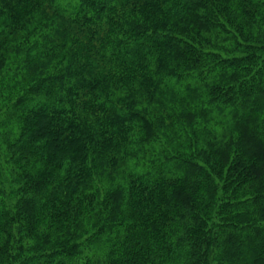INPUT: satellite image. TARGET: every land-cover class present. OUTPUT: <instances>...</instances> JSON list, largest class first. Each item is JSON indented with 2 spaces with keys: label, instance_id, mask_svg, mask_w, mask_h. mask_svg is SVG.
<instances>
[{
  "label": "trees",
  "instance_id": "1",
  "mask_svg": "<svg viewBox=\"0 0 264 264\" xmlns=\"http://www.w3.org/2000/svg\"><path fill=\"white\" fill-rule=\"evenodd\" d=\"M0 264H264V0H0Z\"/></svg>",
  "mask_w": 264,
  "mask_h": 264
}]
</instances>
